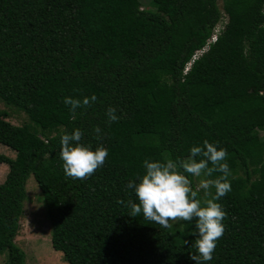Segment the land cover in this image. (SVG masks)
<instances>
[{
  "label": "trees",
  "instance_id": "1",
  "mask_svg": "<svg viewBox=\"0 0 264 264\" xmlns=\"http://www.w3.org/2000/svg\"><path fill=\"white\" fill-rule=\"evenodd\" d=\"M218 1L150 0L146 10L139 0H0V100L33 125L14 126L0 111V143L16 152L0 182L4 264H25L14 239L37 165L55 179L43 198L67 264H196L195 219L174 239L117 201L138 203L126 186L145 174V159H186L204 140L241 171L218 201L226 230L207 264H264V0H221L227 21L216 33ZM92 95L75 114L63 102ZM77 128L81 143L109 152L83 180L65 175L59 155L61 136Z\"/></svg>",
  "mask_w": 264,
  "mask_h": 264
},
{
  "label": "clouds",
  "instance_id": "2",
  "mask_svg": "<svg viewBox=\"0 0 264 264\" xmlns=\"http://www.w3.org/2000/svg\"><path fill=\"white\" fill-rule=\"evenodd\" d=\"M264 14V9H262ZM264 27V26H262ZM97 97L92 95L80 99L65 97L64 103L71 106L75 114L78 108H86L95 103ZM117 109L109 106L107 115L110 121H118ZM101 128L96 126L94 132L97 139H101ZM84 133L77 128L72 133H65L60 138V159L63 161V169L67 177L73 179H87L99 168L103 167L109 152L103 144L95 150L90 144L81 143ZM219 142L210 143L203 141L202 146H193L190 156L186 159L174 161H151L145 159L143 166L145 174L139 178V182L133 180L127 183V189L133 190L138 203L129 199L127 203L119 200L117 203L131 209L130 216L136 217L143 213V218L159 224L163 228H171L175 221L191 222L196 220L194 234L195 248L198 254H191L190 259L196 264H207L212 261L217 247V241L221 239L226 230L223 221L227 218V212L220 201L231 191L230 166L227 163V149L218 148ZM197 157H201L197 160ZM209 164L212 167H209ZM222 173L216 179H202L193 188L192 177L202 175L211 177L213 173ZM215 188V194L211 195L210 188ZM204 190L205 196L211 198L202 201L198 198L200 190ZM188 241H185L187 244Z\"/></svg>",
  "mask_w": 264,
  "mask_h": 264
},
{
  "label": "rangeland",
  "instance_id": "3",
  "mask_svg": "<svg viewBox=\"0 0 264 264\" xmlns=\"http://www.w3.org/2000/svg\"><path fill=\"white\" fill-rule=\"evenodd\" d=\"M141 9L149 10L151 9L149 2L150 0H139ZM218 8L223 15L222 22L219 23L215 30L218 33L223 25L226 23L227 18L223 14L222 10V1H218ZM200 53H196V57L199 56ZM234 66V65H232ZM231 66V67H232ZM260 93V87L258 85L251 86L247 89L246 95L244 96V100H249L254 98L256 95ZM0 111L5 112V119L7 122L14 126H27L30 129L33 128L32 123H30L27 116L21 111L7 107L0 100ZM259 135L262 136L263 133L259 132ZM16 158V152L0 143V159H4L5 161L0 160V182H3L8 173V164L6 161H12ZM201 157H197L199 160ZM47 161L44 163V167H46ZM40 168V165H37L36 168L30 174L27 182H26V194L27 197L23 202V215L20 219V229L18 235L15 237V244L24 252L25 255V264H67L63 258V254L60 251L53 249L51 243V223L49 221L47 210L44 204L43 198V190L44 187L54 182L55 179L52 180L50 174L46 173ZM241 175V171L237 169L234 170L231 175ZM202 179H207L204 175L201 177H193V182L195 186H197ZM215 191V188H210L209 192L211 195ZM200 195L204 200L211 198L210 196L204 195V190H200ZM172 223V227L170 228L172 235L175 237L174 239H178L182 228L184 225V221H175ZM6 259L5 253L0 254V264H4Z\"/></svg>",
  "mask_w": 264,
  "mask_h": 264
},
{
  "label": "built area",
  "instance_id": "4",
  "mask_svg": "<svg viewBox=\"0 0 264 264\" xmlns=\"http://www.w3.org/2000/svg\"><path fill=\"white\" fill-rule=\"evenodd\" d=\"M215 32H216V30H215ZM214 39H215V35L212 36V38L209 40L208 43L214 41ZM207 47H208V46H206V47L204 48V50H202V51H205V50L207 49ZM199 53H201V51H200Z\"/></svg>",
  "mask_w": 264,
  "mask_h": 264
}]
</instances>
